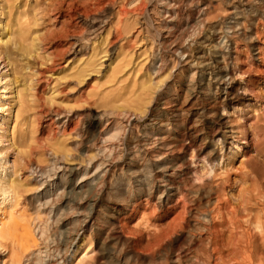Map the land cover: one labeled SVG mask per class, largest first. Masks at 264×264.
Masks as SVG:
<instances>
[{
    "label": "bare ground",
    "instance_id": "1",
    "mask_svg": "<svg viewBox=\"0 0 264 264\" xmlns=\"http://www.w3.org/2000/svg\"><path fill=\"white\" fill-rule=\"evenodd\" d=\"M109 1L110 4H112L111 6H113V4L116 2V0L115 2L114 0ZM124 1L125 0H122L121 2ZM126 1H128L127 5L125 3H118L117 6L114 5L116 8H113V13H111L114 14L112 21L113 23H111V25L113 24L112 33L116 36V39L118 37V39L121 38V40L124 41L125 38L123 39L122 36H127L126 38L129 36H135L133 39L135 40L145 28L148 29L146 27L147 25L144 26V24L139 23L142 21L140 17V21L136 20V18H138L139 15L142 17L143 12L147 13V16H149V26L152 30V33H147L149 47L146 46V49L151 50V48H154L152 49L154 50L152 53V56L154 55V57L150 63L148 62L149 68H147L148 70H151V72H149L153 75L160 74L159 76H161L163 72H166L169 69V72L167 71L166 73V75H168L173 71L174 68H176L177 64L184 62L185 69H177L176 74L174 75L176 80H172L173 83L170 87L168 86L170 88H167L168 91L175 92L177 89L174 87L175 82L178 80L182 82L181 78L187 77L188 74H191L189 76V81L184 82L183 85L179 86V89L182 92L194 93L196 99L200 98L199 100L203 99L206 101L210 98L209 96L210 91L212 90L211 88L214 87V94L217 97H214L215 101L213 100L214 103L212 104L221 108L220 110H222L223 113L220 116H224L225 108H231L233 109L234 113L241 114V117H243V122H241L242 124L240 123L241 125L238 127L239 132H234L232 129V132L230 131V139L235 143L230 144L231 147L229 148V158L234 157L238 152H240L243 145L252 144L254 139L258 138V134L254 128L256 118H250L248 113L250 110H253L254 106H256L255 104L260 101L261 97L257 96L256 98H252V96L248 94L254 91L252 86L248 84L251 83L250 80H248L244 88L239 85L237 87L235 83V80L237 81L238 79V77L236 79L237 74L241 78V76L244 77L245 75L251 73V70L249 71L247 68V70L242 71V68L240 67L241 69H238L236 64H238L237 61H242L240 60V53L243 51L242 49L249 47L253 50L254 48L255 37L253 39L252 35L258 32L257 29L260 26L264 25V21H262L264 20V0H253V2L258 5L256 7H249L248 9L247 7L241 9V4L247 3L250 0H226L228 1L226 4H231V6L227 8L220 7L221 9L218 8V4H220L222 0L217 1L216 5L214 4V0H206V2L203 1V4L197 6V18L193 17L191 10L186 12L185 9L190 8V6L195 2L200 3L199 0ZM161 1L165 2L164 6L166 8L164 9V12L163 10L161 12L158 7V4ZM134 2H137L138 4L132 6ZM25 3H27V0H0V65H2L3 70V73H0V85L5 81L4 86L0 87V144H3L5 141H7L10 142V145H12L13 131L12 128L10 130L11 110L15 107L18 114V110L23 104V95L25 92H27L28 88L31 87L24 86V84L26 85L27 83V79L25 80V77L27 78L28 75L30 76L31 72L36 73L33 67L35 61L31 62V60H34L36 57H38V54L36 53L42 50L43 52H41L46 54L47 56H45L48 57L50 53L48 55L47 51L53 46V53H56L55 58L62 60L65 59V55L68 52L67 49L69 47L74 49L76 46L75 41L80 40V49H84V44L86 45V42L88 41V39H86L87 35L84 37L83 35L81 36V34H79L80 36H78V40L75 38V40L72 42H67L70 37L68 35L69 32L66 31L65 27L64 29L62 28L61 33L55 37L54 41L51 42V40L45 39L44 35L40 34L38 27L36 28L34 25L32 27V24L30 23L31 20L28 16L29 12L24 11ZM226 4L224 5L226 6ZM247 5L248 4H246V6ZM126 6L132 7H130V9ZM147 6L149 7L146 8ZM72 7L74 8V6ZM88 13L87 9L81 6V8H78L75 11L73 10V12H65L64 14L58 12L57 17L62 19L61 25L67 26L70 22L69 20L75 21L76 16L78 15L81 20L80 26L83 27V29L80 27L82 29L80 30L82 33L84 28L87 27L86 24L89 21ZM165 15H167V18L170 20H173V18L179 16L182 20L180 22L181 27L179 28H181L182 31L178 34H175L173 30H175L177 26L175 27L172 25V21H170L171 23L166 22L169 24V27L165 26L164 24L166 23L163 24L161 21L165 19ZM27 16L29 20H27ZM215 19L218 23H216L218 26L215 24L216 27L212 25V21ZM39 20L43 21L44 19L41 18ZM93 20L95 19H92V22H94ZM101 20L103 21V18ZM101 20L99 21V25L101 24ZM146 20L147 19H145V21ZM103 22L102 24H106V22ZM145 23H147V21ZM137 26H139L138 29H135ZM100 28L101 26L97 27L98 30ZM94 31L97 32V30L93 29V32ZM196 33L198 34V37L199 34L204 33V37H199L203 39L201 42L196 41V39L194 40L195 35L197 38ZM107 35L108 33L105 34V36ZM105 38L107 39V37ZM105 38H103V40ZM66 44L69 46L65 47ZM195 46L198 48H206L207 50L205 51L207 52L205 53L207 54L203 53L201 56L190 60L192 55L191 51L193 50L192 48ZM77 47L79 48V46ZM121 49L124 50L123 48ZM56 62L55 64H57ZM82 63L83 64L79 66V73L74 75V77L78 80L77 85L85 81L87 69L90 67L88 66V62ZM39 64H41V62ZM42 66L44 67V65ZM168 66L170 68H168ZM50 68L51 67H49V71L51 70ZM45 70L47 71L46 68ZM37 73H39V71ZM149 76L150 75H144L142 77L139 84V91H143L145 93L148 92V96H152L151 88L149 89L146 87L148 82H150V80H148ZM204 77L208 78L207 81H205L206 79ZM144 79H147V81H144ZM28 81H30V79ZM150 84L151 83H149L147 86ZM29 85H31V83ZM152 89L155 88L153 87ZM179 89L177 91H179ZM137 92L138 90L136 91V94ZM176 93L177 92H175V94ZM6 96L8 97L5 98ZM135 96L136 95H134V97ZM26 98L27 97H25V99ZM186 98H184V100H186ZM4 99H7L8 102L6 103ZM119 102H122L121 104H123L122 100ZM244 103H246V105H244L245 107L242 108ZM202 104L203 103H201V105L199 104V107L197 106L193 109H190L189 107L178 112H174V110L173 112L170 111V116L173 120L171 119L172 121L165 123V125L168 126L171 124L177 129L171 136L162 135L160 137L159 132L163 126H161V128L159 126V128L153 129L150 132L148 130V132L137 134L141 137L142 143L144 144L143 146L145 148L152 146L157 148L156 145L158 146L159 144L160 147L158 146V149L169 148L171 146V148L175 149V152L178 150L177 152L181 153V155H184L183 158L173 155V149L169 151L167 149V151L165 150L161 153L157 152L158 154L148 153V155L143 157L144 162L142 161V164L136 168H133L134 170H126L125 172H123L122 168L116 169V166H113L114 163L111 164L110 160H104V162H99L96 165L93 174L90 176L89 172L86 170L90 168L92 159L82 160L85 159L83 157L86 155H81L82 159L79 158L81 159V164L77 165L76 167L64 168L55 164L52 165L51 171L60 172L62 175L59 177L57 182H54L51 185L49 183V189L54 188V196H58V194L61 195V198L64 199V207L70 208L69 205L79 203L81 200H84L87 197L97 199L99 198L98 194L103 192L101 189H104V195H107V199L112 202L111 204L105 201L101 202L99 200V202L96 201L94 203V210L97 215L94 217L95 219L93 223L97 226L91 224L89 231L87 232V236L85 235V229L76 225L77 223L85 224L86 221L84 220L89 216L84 218V220L76 221V225L69 227L67 224L62 223V227L52 234V237L54 239H58L62 246H64L65 249L63 251L70 250L71 246L74 245L71 260H73L76 255H81L86 251L87 247L89 246V236H94L98 242H101V244L103 242L105 247L109 245V242H114L113 245L116 247L113 248V251L119 264H264V213H262L264 212V208H262L264 207V177H261L259 173H250L252 176L249 181L254 187V192L252 193L255 194H252L253 199H249L248 196L249 201H247L250 202L253 207H248L249 204L247 206L245 204V207H238L239 205H235V207L228 202L230 199L227 202L223 201V199L220 200L221 197H218V191V196L216 195V192L213 194V190L211 188L212 185L209 187L207 183L209 179H211V175L215 172L214 166L218 163V156H214L216 153L215 152L214 155H209L208 158L199 157L198 152H196L195 145L200 141L209 139L211 145L213 146V150L217 151L215 147L222 144L223 146L221 147L224 148V141L221 138H218L214 130L216 127L220 126L222 118L225 119V117L209 120V118H211L209 117L210 115H208L209 111L207 112L205 107L206 105L202 106ZM143 109H138L140 114L143 113ZM254 111H256V109ZM227 113L229 112L226 111L225 116ZM246 114H248V116ZM180 116L183 118H179V120L178 117ZM149 119H152V117ZM190 119H192L191 126L188 128L187 126H184L183 130H180V125H183V122ZM156 120L157 119H152L150 121L152 123V121L156 122ZM107 122L108 121H106V123ZM133 126L134 129L141 128V125L138 126L135 124ZM62 128V133H65L66 126ZM146 128V125H143L142 130H145ZM114 131L116 133L124 131V129L121 130L120 128L115 129ZM132 131L134 132L133 129ZM8 134L9 136L7 137ZM157 135H159V137ZM121 139V147L124 146L127 148H136L141 145L140 141H134L132 132L125 134V136ZM164 139L165 141L169 140V142L164 143ZM158 141L161 142L158 144ZM220 141H222V143ZM118 146L119 145H117V147ZM100 148L102 147H99V153L103 151L109 152L110 154L117 149L116 147L106 148L105 146L102 149ZM98 151L96 150V152ZM220 151H222V149H220ZM170 152L172 155L168 156L167 153ZM51 155L54 160L57 161L65 160L66 158H73L70 154H67V151L63 148L58 153L56 151H51ZM134 156L128 160L132 161V159L135 158ZM220 157L222 158V155ZM112 160L113 162L117 161L118 155H115ZM159 161L162 163L158 165L157 162L159 163ZM84 163H86V166L81 168ZM125 173L133 175L134 181H131L132 177L130 176L127 177L125 175L127 178H124L123 176ZM158 173L159 175L155 176V174ZM78 174L81 177L76 183H72L67 187L64 186L60 192L58 191L60 189V184L66 180L67 176L73 177L75 175L77 176ZM14 176L15 171L13 170L11 175H6V177L2 178L0 177V248L4 249V252H6V260L2 261V264H22L20 259L22 254H24L30 248L38 247L32 235V231L30 230V225L35 219L39 218V214H32L29 211L25 201L19 205L18 191L20 192L24 186L22 185L21 181L14 178ZM53 176H55V174H53ZM182 176H184L186 180L179 182L182 183V185L179 183H177L179 184L177 185L174 178H181ZM212 176L214 178V174ZM50 177V175H47V178ZM213 178L211 181H213ZM182 179L183 178H181V180ZM156 183L160 184L154 186ZM218 187L220 186L215 187L216 190H219ZM250 190L252 191V189ZM57 191L59 193H57ZM154 193L159 194L155 199L156 201H152L153 204L152 206L150 205L151 209H148L151 210L152 213L156 210H160L163 213L162 216H171L169 220V226L167 227V232L164 235L160 233L162 236L157 237L158 234H156L154 231V234L157 237L156 240H154L156 238L155 236L152 237L149 235L151 238L150 241H152L153 238L154 242L152 241L151 243L146 241L147 245L143 246L138 243L139 240H136L137 242H132V250L128 248V252H124L125 250L123 249V244H120L119 236H121L124 232L123 225L125 220H132V218L138 214V212H140L138 211L140 208H145L150 202L149 200L154 198ZM190 194H193V196L196 197V200L194 199V201H192L193 204H190L191 206L188 207L186 201L191 198L189 197ZM173 198L174 204L171 203L173 202ZM170 203L172 205H170ZM146 208L142 210L140 213L141 215L146 213ZM177 209H179L178 212L176 211ZM66 213L70 214L68 211H66ZM156 231L158 232V230ZM47 232L42 230V236ZM179 233L183 234V237L181 236L182 239H180V246L178 248L175 247L176 249L163 250L162 244L164 239L168 237L172 238L174 235H179ZM150 238H148V240ZM37 252L38 255L45 253L44 259H46L47 262L51 261L52 257L56 255L54 254V249L48 250L46 248L44 252H41L40 250ZM55 252L57 253V251ZM128 254H135L136 256L142 255L146 257V260H140L141 257L140 259L138 257L133 259L129 257ZM38 261L44 263L43 258H38ZM33 262L29 261V264H34L35 262ZM51 262L48 264H52Z\"/></svg>",
    "mask_w": 264,
    "mask_h": 264
},
{
    "label": "rangeland",
    "instance_id": "2",
    "mask_svg": "<svg viewBox=\"0 0 264 264\" xmlns=\"http://www.w3.org/2000/svg\"><path fill=\"white\" fill-rule=\"evenodd\" d=\"M108 1L109 0H27V3H25L24 11L29 12L28 16L31 20L30 23L32 24V27L33 25L36 28L38 27V29L40 30V34L44 35L45 39H49L51 40V42L54 41L55 37H57L61 33L62 28L64 29L65 27L66 31L69 32L68 35L70 37V39H68L67 42L69 41L72 42L73 40H75V38L76 40H78L77 38L78 36H80L79 34H81V36L83 35L84 37L87 35L86 39H88V41L86 42L87 43L86 45L84 44V46L86 47V48L84 47V49L83 48L80 49V45H81V43L79 45L80 40L75 41L76 46L74 47V49L72 47L71 48L69 47L71 50L69 48L67 49L68 54L66 53L65 59L62 60L59 58H55L56 53H53L54 52L53 46L51 47V49L49 48L47 51L48 55L50 53L48 57H46L47 56L46 54L42 53L43 52L42 50H41L42 52L39 51L38 53H36L38 54V57H36L34 60H31V62L35 61L33 67L36 73L31 72L30 76L28 75L27 78L25 77V80L27 79L26 82L28 84L26 83L25 85L24 83H21L24 84V86H28V87L31 86L27 90L28 93L27 92L24 93V95L26 94L27 95L26 96L23 95L24 105L22 104V107L19 108L18 114H17V109L15 107L11 110L10 130L12 128L13 131L12 145H10V142L7 141H5L3 144H0V177L1 178L6 177V175L9 176L14 170L15 171L14 178L21 181L22 185L24 186L20 190V192L18 191L19 205H21V203L25 201L29 211L32 214L33 213L39 214V218L35 219L30 225V230L32 231V235L38 247L30 248L24 254H22V257L20 258L22 264L23 263L29 264V261L31 262L34 261L35 262V263L33 262L34 264H42L43 262L38 261V258H43L44 260L43 264L46 263L48 264L53 260L56 262L53 261L51 262L52 264L55 263L56 264H119L115 256V253L113 251V248L116 247L115 245H113L114 242L112 243L109 242L108 243L109 245L105 247L103 245V242L101 244V242H98L94 236H89L88 238L89 246L87 247L86 251L81 255H76V257L73 260H71L73 255L72 251L74 245L71 246L70 250L63 251L65 249L64 246H62V244L59 242L58 239H54L52 237V234L62 227V223L67 224V226L69 227L72 225H76L77 223L76 221L84 220V218L89 216L91 219L89 217L86 218L84 220L86 221L85 224L77 223L76 225L78 227L80 226V228L85 229L86 231L85 235L87 236L89 227L91 226V224H94L93 223L95 219L94 217H96L97 215V213L94 210V206H95L94 203L96 201L99 202L100 200L101 202L105 201L112 204V202L109 199H107L108 198L106 197L107 195H104V189H101L103 192H101V194L100 193L98 194L99 198L97 199L87 197L84 200H81L79 203L69 205L70 208L64 207L63 206L64 199L61 198V195L58 194V196L57 195L54 196L55 195L54 188L49 189V183L51 185L52 183L57 182L59 177L62 175L60 172L57 171L55 172L53 171L54 172L53 173L51 171L52 165L55 164L64 168L76 167L77 165L81 164V159H82L81 155L83 156L86 155L83 157L85 159L82 160L92 159L90 168L86 170L89 172V176L93 174L96 165L99 162H104V160L105 161L110 160V163L111 164L114 163L113 166L115 165L116 169L122 168L123 172H125L126 170L131 171L133 168L138 167L140 164L144 162L143 157L148 155V153L158 154L164 152L165 150L167 151V149L168 151L173 149L171 148V146L169 148H160L161 150L158 149L160 147L159 143L161 141L157 142L159 144L158 145L159 147L156 145L157 148L153 146L145 148L143 146L144 144L142 143L141 137L137 135L143 132H148V130L150 132L153 129L159 128V126L160 128L161 126H163L159 132L160 137L162 135L171 136L172 134H174L175 130H177L174 127V125L171 124H169L168 126L165 125V123L167 122L169 123V121L173 120L172 117L170 116L173 110L174 112H178L182 109H187L189 107L190 109H193L197 106L199 107L201 103H203L202 106L206 105L205 107L207 109V112L209 111L208 115H210L209 117H211L209 118V120L225 117V119L222 118V122L220 123V126L216 127V129L214 130L218 138H221L224 141V148L221 147L223 146L222 144V145H217V147H215L217 151L213 150V146L211 145L209 139L200 141L195 145L196 152H198L199 157L208 158L209 155L212 156L214 155L215 152L216 153L214 156L216 157L218 156L219 164L217 163L216 164L217 166L216 165L214 166L215 172L213 171L215 179L213 178L212 176L213 174H212L211 179H209L207 184L209 187L211 185L214 187L213 188L211 186L213 190V194H215V192L216 195L219 193L218 194L219 196L218 195L217 196L219 198L221 197L220 200L223 199V201L227 202L230 199L228 202L231 203L233 206L239 205L238 207H242V206L245 207V204L246 206L249 204L248 207L252 206L251 203L248 202L249 199H253L252 194H255L252 193L254 192L253 191L254 187L251 185L249 181L252 176L251 174L255 172V174L259 173L261 177H264V25L260 26L257 29L258 32L252 35L253 39L255 37L253 50L250 49L249 47H245L246 48V49L244 48L245 50L242 49L244 51V52L241 51L242 53H240L241 54L240 60L242 61H237L238 64H236V67L238 69L242 68V71H245L248 68L249 71L251 70L250 71L251 73L245 75L244 77L241 76V78L237 74L236 79L237 77L238 79L237 81L235 80L237 87L239 85L242 88H244L248 80H250L251 83L248 84L252 86V89L254 91L247 93L251 95L252 98L254 97L256 98L257 96L261 97L260 101H258L257 104H255L256 106H254L253 110H250L248 113L250 115V118L252 119L256 118L254 128L258 134V138L254 139V142L252 144L243 145L240 152H238L234 157L229 158V148L231 147L230 144L235 143L230 139V134H231L230 131L232 129L234 132H239L238 127L239 125L242 124L241 122H243V117H241V114L237 113L238 114L237 115L236 113L233 112V109L225 108V112L227 111L229 113H227L225 116V112H224V116L221 117L220 115H222L223 113L222 110H220L221 108L219 106L212 104L214 103L215 98L217 97L214 94L215 92L214 87L211 88L212 92L210 91V96H209L210 98L206 101H204L203 99L199 100L200 98L196 99L194 93L185 92L186 93L185 94L184 92H182L179 89V86L183 85L184 82L189 81V76L191 74L190 75L188 74L187 76L188 78L187 77L181 78L182 82H180V80L175 82L174 87L177 88L175 92H177L178 94L177 93L175 94V92L173 91L169 92L167 88H169L172 85L173 81L176 80L174 78V75L176 74L177 69L178 68L185 69L184 62L181 63L183 65L177 64L176 68H174L173 71L170 72L168 75H166V73L167 71L169 72L168 69L170 68L169 66L167 68L168 70L166 72H163L164 74L161 72L163 74V75L161 74V76H159L160 74L158 75L151 74L150 73L151 70L150 69L148 70L149 68L148 64L152 61V58L154 57V55L152 56V53L154 51L152 49L154 48H151V50L146 49V46H148L149 43L148 34L152 33V30L150 29L149 26V19H148L149 16H147V13L143 12L142 17L141 15H139L138 18H136V20L140 21L139 20L140 17V19L143 21V19L146 17L145 19H147L146 20L147 23H145L146 22L145 19H144L145 22L140 21L139 23L144 24V26L147 25L146 27L148 29L145 28L143 32L136 37L135 40H133L135 36L133 37L129 36L128 38H126L127 36L125 37L122 36L123 39L125 38L124 41L121 40V38L118 39V37L116 39V36L112 33L113 24L111 25V23H113L112 21L114 18V14L111 13H113V10L116 8L115 6H117L118 3H125L127 5L128 1L125 0L124 2H121L122 0L120 1L116 0L115 2L114 0L115 4H113V6H111L112 4H110V1L109 2ZM163 1H161L158 4L159 10H161V12L162 10L164 12L165 11L164 9L166 8L164 6L165 2ZM199 1L200 3L195 2L190 6V8L187 7L188 9H185L186 12H188V10H191L193 17L195 18L198 17V16L196 17L197 6L206 2V0H199ZM217 1L219 0H214L215 5ZM226 2L228 1L222 0L221 3L218 4L219 5L218 8L230 7L231 4L227 5ZM223 3L226 4V6ZM137 4H138L137 2H134L132 6ZM243 4H241L242 6L241 9L246 7L248 9L249 7H256L258 5L254 3L253 0H250L249 2ZM246 4L248 5L246 6ZM80 5L87 9V13L89 10L88 13L89 21L86 24L87 27L84 28V31H82V33L80 30H82L83 27L80 26L81 20L78 15L76 16L75 21L69 20L70 21L68 23V25L70 24L69 26L61 25L62 19L57 17L58 12H61V14H64L65 12H73V10L75 11L78 8H81ZM72 6H74V8ZM132 6L129 7L126 6V7L130 8ZM148 7L149 6H147L146 8ZM68 9L71 10L73 9V10L71 11ZM28 16H27V20H29ZM41 18L44 19L45 21L39 20ZM102 18L103 21L105 19L104 22L101 20ZM92 19H95L93 20L94 22H92ZM100 20H101L100 22L101 24L99 25ZM161 21L163 24L166 22L171 23L170 21H172L171 24L174 25L175 27L177 26L175 30H173L175 34H178L179 32L182 31L181 28H179L181 27L180 22L182 21L179 16H176L175 18H173V20H170L169 18H167V15H165V19ZM102 22L103 23L106 22V24H102ZM212 23H213L212 25H214L215 27L218 24L216 19L213 20ZM164 25L169 27V24L167 23ZM100 26L101 28L98 30L97 27ZM138 27L139 26L135 27V29L136 28L138 29ZM93 29L97 30V32L95 31L93 32ZM106 33H108L107 36H105ZM201 36L204 37V33L199 34V37ZM102 37L103 38L107 37V39L105 38L103 40ZM199 37L198 34H197V38L195 35L194 40L196 39V41L201 42L203 39ZM67 46L69 45L66 44L65 47ZM77 46H79V48ZM197 46L192 48L193 50L191 51L192 55L190 60H193L195 57H199L203 53L207 52L205 51L207 50L206 48L205 49L202 47L198 48ZM120 47L123 48L124 50H122ZM196 47L197 49L195 50ZM55 60L58 62H56ZM39 61L41 62V64H39L40 63ZM55 62L57 64H55ZM82 62L85 63L88 62V66L90 67L89 69H87L85 81L77 85L78 80L74 77V75L79 73V69H80L79 66L83 64ZM42 65H44L47 71ZM37 67L39 70L37 69ZM49 67H51L50 69L52 71L51 70L49 71ZM38 71L40 74L37 73ZM0 73L1 74L3 73L2 65H0ZM144 75H150L148 77V80H150L148 84L149 83L151 84L149 86H147L148 85L147 84L146 87H148L149 89L151 88L152 93L151 92L150 93L152 94V96H148L149 95L148 92L145 93L141 91L142 92L141 93L139 91L140 89L139 84ZM204 78L206 79L205 81H207L208 78L206 77ZM29 79L30 81H28ZM151 80L153 83L151 82ZM144 81H147V79L146 80L144 79ZM30 83L31 85H29ZM4 84L5 81L1 83L0 87L1 86L3 87ZM153 87L155 89H152ZM178 89L179 91H177ZM137 90H138L137 94L139 93L138 95L136 94ZM134 95L136 96L134 97ZM121 96L123 97V99ZM7 97L8 96H6L5 98ZM25 97L27 98L25 99ZM184 98H186V100H184ZM120 100L123 101V104H121L122 102H119ZM4 101H6V103L8 102L7 99H4ZM244 105H246V103L243 104L242 108L245 107ZM141 108L144 109L142 110L143 113L140 114L138 109ZM255 109L257 112L254 111ZM248 114L246 115L248 116ZM151 117L152 119H157L156 122L157 121L158 122L156 123L155 121H152L151 123L150 120L152 119H149ZM179 118H183V117L180 116L178 117V119ZM106 121L108 122L106 123ZM191 121L192 119L183 122L182 123L183 125H180V128L178 126V128L180 130H183L184 126L185 127L187 126V128L190 127L192 124ZM159 122L161 123V125ZM118 123L120 124V126ZM135 124H137L138 126L141 125V128L140 129L135 128L136 129L135 130L133 126ZM142 124L146 125L147 128L145 130H142L143 128ZM65 126H66L65 133L63 132L64 133L63 135L62 127ZM120 128L121 130L124 129V131L115 133L114 130ZM132 129L134 130V132L132 131ZM129 132L133 133L134 141H140L141 145H139L136 148H132V147L127 148L124 146L122 147L120 146V142L122 141L121 138H123L125 134H128ZM167 132L169 135L167 134ZM159 135L157 136L159 137ZM8 136L9 134L7 135V137ZM163 142L167 143L169 142V140L165 141L164 139ZM220 142L222 143V141ZM117 145L119 146L117 147ZM104 146L106 148L116 147L117 149L113 151L114 153L112 152L111 154L109 152H103V151L99 153L98 151L99 147L103 148ZM62 148L66 150L67 154H70L73 158L72 159L66 158L65 160H61V161L54 160V158L51 155V151H56L58 153L59 151L62 150ZM220 149H222V151H220ZM96 150L98 152H96ZM173 150H174L172 152L173 155L179 156L180 158L184 157V155H181V153L177 152L178 150H176V152L175 149ZM115 155H118V160L113 162L112 159L114 158ZM167 155L171 156L172 154L170 152L167 153ZM221 155L222 158L220 157ZM132 156H134L135 158L132 159V161H129ZM161 163H162L161 161H159V163L157 162L158 165ZM85 166L86 163H84L81 168ZM53 174H55V176H53ZM47 175H50L51 177L47 178ZM78 175L77 176L75 175L73 177L67 176L66 180L60 184L59 186L60 189L58 191L60 192V190L64 186L67 187L72 183H76L78 179L81 177L80 175L79 176ZM125 175L127 177L128 176L132 177L131 181H134L133 175H129L125 173L123 176L124 178L126 177ZM157 175H159V173L155 174V176ZM181 178L183 179L181 180ZM181 178L179 177L174 178L176 184L186 180L184 176H182ZM212 178L213 181L215 180L214 182L211 181ZM158 184L160 183H156L154 184V186ZM179 184L182 185V183ZM217 186H220L218 187L219 190H216L215 187ZM250 189H252V191ZM58 191L57 193H59ZM158 194L159 193L156 194L154 193V198L149 200L150 204L148 203L146 206L147 208L145 207L147 214L145 213L144 215H141L140 213L145 208L142 209L140 208L138 210L140 212H138V214H136L132 218V220L131 219L125 220L123 225L124 232L122 233L121 236H119L120 244H123V249L125 250L124 252H128L127 250L131 249L132 247V242H137L136 240L140 241V242L138 241L139 244L146 246L147 242L152 243V241L154 242V240H156L157 237H161L167 232V227L169 226V220L171 216L170 215L162 216L163 213L160 210H156L153 213L151 212V210H149L151 209L153 202L156 201L155 199L158 196ZM189 197H191L189 198V200L190 199L191 200L189 201L187 199L189 202L186 201L188 207L193 204L192 201H194V199L196 200V197L193 196V194H190ZM171 203L174 204V198H173V202ZM171 203L170 205H172ZM66 211H68V213L70 214H67ZM176 211L178 212L179 209H177ZM95 225L96 224H94V226ZM42 230L48 232L45 233V235L43 234L42 236L41 234ZM156 230H158V232ZM154 231L156 232V234H158L157 237L154 234L155 233ZM149 235L152 237L155 236L156 238L154 237L155 239L153 240L152 238V241H150L151 238ZM181 236L183 237V234L179 233V235L178 234L174 235L172 238L168 237L164 239V242L162 244V249L168 250V249L178 248L180 246V239H182ZM147 237L150 239L148 240ZM46 248L48 250L54 249V254H56V255L53 254L54 257H52L51 261L49 262H47L46 259H44L45 253L38 255L37 252L39 250L41 252H44ZM55 251H57V253ZM128 256L133 259L135 257H138L140 259L141 257L140 260H144V261L146 260V257L142 255L136 256L135 254H128ZM5 260H6V252H4V249L0 248V264H2V261Z\"/></svg>",
    "mask_w": 264,
    "mask_h": 264
}]
</instances>
